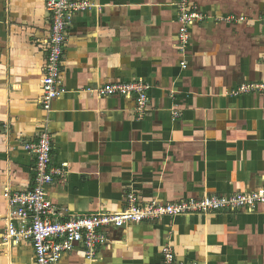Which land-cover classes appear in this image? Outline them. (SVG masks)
Listing matches in <instances>:
<instances>
[{
  "label": "crops",
  "instance_id": "0c3cea01",
  "mask_svg": "<svg viewBox=\"0 0 264 264\" xmlns=\"http://www.w3.org/2000/svg\"><path fill=\"white\" fill-rule=\"evenodd\" d=\"M47 1L0 0V264H35L30 242L2 237L7 195L34 185L25 145L45 130L52 165L64 169L49 189L60 220L123 211L130 194L165 204L264 189V95L235 93L264 82V0H191L205 20L191 28L186 52L177 0H77L91 7L72 20L66 93L49 112ZM138 80L150 87L144 115L133 97L97 92ZM104 232L94 259L77 246L60 264H162L165 246L177 264H264V205Z\"/></svg>",
  "mask_w": 264,
  "mask_h": 264
},
{
  "label": "built area",
  "instance_id": "2783aa9c",
  "mask_svg": "<svg viewBox=\"0 0 264 264\" xmlns=\"http://www.w3.org/2000/svg\"><path fill=\"white\" fill-rule=\"evenodd\" d=\"M87 2L77 0H48L46 11L51 19V33L45 76L42 80L43 108L49 112L52 102L60 98L66 89L63 86V56L69 40V28L79 12L89 9ZM179 36L183 52L188 49L191 28L204 21L205 16L191 0H177ZM228 21H236L228 17ZM244 21L245 18H240ZM264 23V18L261 19ZM183 66L186 65L183 63ZM149 84L143 80L122 82L99 87L97 92L104 97H133L137 101V111L144 115L149 106ZM258 92L264 95V82L242 85L236 94ZM48 130L41 132L25 150L36 158L34 185L25 192L7 195L9 203L8 225L3 235L4 243L19 244L28 241L33 245L35 264H60L63 256L82 246L88 258L97 256V249L108 243L104 230L123 228L129 224L147 221H161L165 217L186 215H206L216 212H253L264 205V189L253 192H239L230 195H210L201 199L181 200L173 203L144 202L137 195H128L126 209L120 212H100L71 216L60 220V209L49 196V189L64 174L62 167H53V142ZM162 264H177L172 246L163 249Z\"/></svg>",
  "mask_w": 264,
  "mask_h": 264
}]
</instances>
